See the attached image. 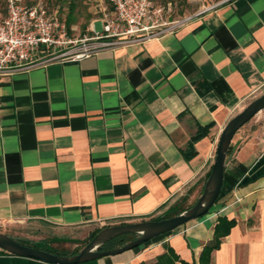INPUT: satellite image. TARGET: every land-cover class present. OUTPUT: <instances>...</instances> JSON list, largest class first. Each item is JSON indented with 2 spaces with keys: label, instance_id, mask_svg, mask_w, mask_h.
Returning a JSON list of instances; mask_svg holds the SVG:
<instances>
[{
  "label": "crops",
  "instance_id": "crops-1",
  "mask_svg": "<svg viewBox=\"0 0 264 264\" xmlns=\"http://www.w3.org/2000/svg\"><path fill=\"white\" fill-rule=\"evenodd\" d=\"M262 93L264 0H223L144 41L0 74V231L71 254L103 227L186 209L223 127ZM229 149L210 211L79 264H151L164 245L197 264L219 216L234 225L210 264H264V109ZM0 264L48 263L0 250Z\"/></svg>",
  "mask_w": 264,
  "mask_h": 264
},
{
  "label": "built area",
  "instance_id": "built-area-1",
  "mask_svg": "<svg viewBox=\"0 0 264 264\" xmlns=\"http://www.w3.org/2000/svg\"><path fill=\"white\" fill-rule=\"evenodd\" d=\"M99 19L101 31L83 39L69 37L65 21L43 3L5 0L0 20V74L51 61H78L104 47L140 42L171 31L192 16L167 19L152 0H108ZM167 12V11H166ZM78 42H82L77 46Z\"/></svg>",
  "mask_w": 264,
  "mask_h": 264
},
{
  "label": "water",
  "instance_id": "water-1",
  "mask_svg": "<svg viewBox=\"0 0 264 264\" xmlns=\"http://www.w3.org/2000/svg\"><path fill=\"white\" fill-rule=\"evenodd\" d=\"M262 109H264V93L251 100L240 112L228 120L220 133L214 161L202 192L197 200L183 211L158 220L146 219L103 227L73 254H56L26 245L20 243L18 238L5 232H0V250L17 256L34 258L48 264H79L104 255H113L131 249L160 234L171 232L190 219L206 214L219 196L227 151L233 136L243 124ZM125 233H132L135 238L119 247L98 249L108 240Z\"/></svg>",
  "mask_w": 264,
  "mask_h": 264
},
{
  "label": "rangeland",
  "instance_id": "rangeland-1",
  "mask_svg": "<svg viewBox=\"0 0 264 264\" xmlns=\"http://www.w3.org/2000/svg\"><path fill=\"white\" fill-rule=\"evenodd\" d=\"M24 3L31 4L36 2L43 3L52 11H57L60 19L65 21L70 11L69 6L71 0H22ZM223 0H152L156 6H161L165 11V18L174 19L186 15L193 14L198 10L219 3ZM75 7L73 9V21L69 25L66 24L69 37L73 39H83L93 35L92 28L101 31V23L99 19L103 16V11L110 10L108 0H74ZM112 10V9H111ZM167 11V12H166ZM5 15V0H0V20ZM82 42H78L80 46ZM238 131V130H237ZM235 136V135H234ZM233 136V138H234ZM177 205V204H176ZM182 204L176 206L172 211L182 208ZM213 206V205H212ZM212 207L209 209V211ZM149 219V218H146ZM138 221V220H137ZM2 232V231H0Z\"/></svg>",
  "mask_w": 264,
  "mask_h": 264
},
{
  "label": "trees",
  "instance_id": "trees-1",
  "mask_svg": "<svg viewBox=\"0 0 264 264\" xmlns=\"http://www.w3.org/2000/svg\"><path fill=\"white\" fill-rule=\"evenodd\" d=\"M75 7L74 4V0H71L70 2V6H69V13L67 15L66 18V24L69 28V25L72 23L73 21V9ZM207 132V128H199L196 133L194 135H192L187 147L184 150V154L186 155V157H190L193 153H194V148H193V142L198 140L199 138H201L203 135H205ZM229 148L227 151V154L229 153ZM210 172V171H209ZM209 175V173H208ZM207 175V176H208ZM184 209H179V210H175L172 211L170 210L169 212L162 214L160 216H156V217H150L149 219H153V220H158L161 218H166V217H170L172 215H175L181 211H183ZM140 220H146L145 219H140ZM138 220V221H140ZM121 223H125V222H120V223H116V224H121ZM234 225V220L233 219H227L225 216H219L218 220L214 226V231H213V238L205 243L201 249V252L199 254L198 257V263L197 264H210V260H211V252L215 249H217L220 245L221 242V238L224 237L225 235L228 234L230 228ZM100 230V229H99ZM96 230L94 232H92L89 236L88 241L99 231ZM167 233H163V234H168ZM162 235V234H160ZM159 236V235H158ZM157 237V236H156ZM135 238V235L132 233H125V234H121L118 236H115L114 238L108 240L107 242H105L104 244H102L98 249L99 250H103V249H108V248H114V247H119L124 245L125 243H127L128 241H130L131 239ZM155 238V237H154ZM18 241L20 243L26 244V245H30V246H34L36 248H41L56 254H66V253H60V252H56L53 249L50 248H45V247H41L38 246L32 242H28L26 240H21L18 239ZM87 241V242H88ZM165 246V252H163L162 254L158 255L155 259V261L151 264H173L175 261H179L180 264H189L187 261L178 259V256L175 254L174 250L168 246V245H164ZM3 251V250H2ZM77 252V251H76ZM74 252V253H76ZM73 254V253H71ZM140 264H146L145 262H141Z\"/></svg>",
  "mask_w": 264,
  "mask_h": 264
}]
</instances>
